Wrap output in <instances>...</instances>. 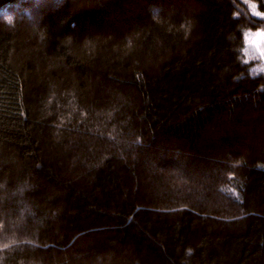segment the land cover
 I'll use <instances>...</instances> for the list:
<instances>
[{
	"label": "trees",
	"instance_id": "16d2710c",
	"mask_svg": "<svg viewBox=\"0 0 264 264\" xmlns=\"http://www.w3.org/2000/svg\"><path fill=\"white\" fill-rule=\"evenodd\" d=\"M20 1L0 264H264V0H33L35 31Z\"/></svg>",
	"mask_w": 264,
	"mask_h": 264
},
{
	"label": "rangeland",
	"instance_id": "374dc122",
	"mask_svg": "<svg viewBox=\"0 0 264 264\" xmlns=\"http://www.w3.org/2000/svg\"><path fill=\"white\" fill-rule=\"evenodd\" d=\"M32 1L33 0H23V1H20L18 2V4H15L13 5V7L11 8V10H8V11H13L12 13L15 14V13H20L24 15H26L27 12H30L32 16H27V20H25L24 22H27V25L33 30L35 31V28L36 26L38 27L39 26V22H40V19H41V12L43 11H47V7L48 6H43V7H34L33 4H32ZM27 3V4H25ZM53 2H51V8L48 9V10H53L57 7V5H54L52 4ZM29 6V7H28ZM24 11V12H23ZM254 44H255V48L257 50L260 51V54L264 55V35L263 34H260L258 35L256 38H255V41H254ZM76 136H74V139H78V133H75ZM172 170V169H171ZM174 172V173H173ZM173 176H177V171L174 170V171H166L165 174H164V177H165V181H164V184L167 185L168 188H171V189H174L173 187H177L180 185V187H184L185 191L187 188H192L194 189V185H193V182H191V184L186 185V183L184 181L181 180V178H178L176 180V178L173 176V177H170L171 175ZM196 176H199L197 174H194L193 177L196 178ZM198 179V178H197ZM196 181L200 182L202 181V176L200 175L199 176V179ZM163 184V182H162ZM205 184H207V181H205ZM193 191V190H192ZM195 192H193L192 194H194Z\"/></svg>",
	"mask_w": 264,
	"mask_h": 264
},
{
	"label": "bare ground",
	"instance_id": "6f19581e",
	"mask_svg": "<svg viewBox=\"0 0 264 264\" xmlns=\"http://www.w3.org/2000/svg\"><path fill=\"white\" fill-rule=\"evenodd\" d=\"M119 17V16H118Z\"/></svg>",
	"mask_w": 264,
	"mask_h": 264
}]
</instances>
